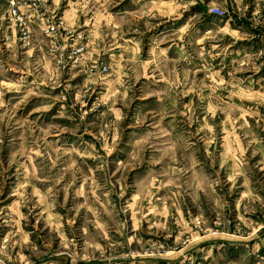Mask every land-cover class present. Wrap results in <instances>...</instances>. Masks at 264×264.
<instances>
[{
    "label": "rangeland",
    "instance_id": "1",
    "mask_svg": "<svg viewBox=\"0 0 264 264\" xmlns=\"http://www.w3.org/2000/svg\"><path fill=\"white\" fill-rule=\"evenodd\" d=\"M0 264H264V0H0Z\"/></svg>",
    "mask_w": 264,
    "mask_h": 264
},
{
    "label": "built area",
    "instance_id": "2",
    "mask_svg": "<svg viewBox=\"0 0 264 264\" xmlns=\"http://www.w3.org/2000/svg\"><path fill=\"white\" fill-rule=\"evenodd\" d=\"M32 2H40V0H31ZM34 6H37V4H34ZM13 14L18 18V21L22 22L23 21V18H21L19 15H18V12L17 10H14L13 11ZM222 14V13H221ZM220 14V15H221ZM223 15V14H222ZM57 25L56 24H50L48 23V26H47V30L46 32L50 35V36H56V33H57Z\"/></svg>",
    "mask_w": 264,
    "mask_h": 264
}]
</instances>
